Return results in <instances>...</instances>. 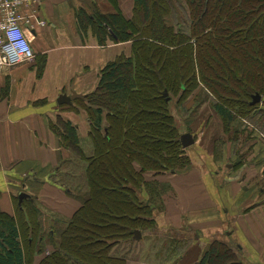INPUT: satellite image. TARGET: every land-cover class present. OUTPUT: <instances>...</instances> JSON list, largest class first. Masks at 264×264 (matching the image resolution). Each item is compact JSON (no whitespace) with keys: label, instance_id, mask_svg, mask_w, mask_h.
<instances>
[{"label":"trees","instance_id":"obj_1","mask_svg":"<svg viewBox=\"0 0 264 264\" xmlns=\"http://www.w3.org/2000/svg\"><path fill=\"white\" fill-rule=\"evenodd\" d=\"M132 2L129 19L117 11L76 12L79 26L90 27L100 44L106 38L130 43V54L109 62L96 89L78 101L90 122L85 141L60 117L51 126L74 158L50 179L72 190L79 208L70 219L47 216L35 200L15 197L14 204L21 203L15 205L16 215L0 211V264H35L36 255H43L37 264H126V256L116 254L119 246L133 243L137 231H153L163 198L172 193L169 184L152 178L191 165L171 112V95L178 97V106L196 91L191 113L214 99L225 146L233 145V158L222 165L227 152L218 150L223 142L214 136L218 167L247 166L249 153L260 148L252 135H242L248 133L242 124L260 120V104L251 101L253 95L264 96V0ZM257 127L264 131V122ZM175 243L170 257L183 255L191 242L170 244ZM200 264L241 263L214 242Z\"/></svg>","mask_w":264,"mask_h":264},{"label":"crops","instance_id":"obj_2","mask_svg":"<svg viewBox=\"0 0 264 264\" xmlns=\"http://www.w3.org/2000/svg\"><path fill=\"white\" fill-rule=\"evenodd\" d=\"M131 8L132 0H43L30 8L31 30H24L34 61L0 70L1 212L16 215L15 205L20 207L21 203L14 204V199L24 192L28 200L66 219L79 208L72 190L50 179L74 158L51 126L60 117L75 126L85 141L90 122L79 107L82 99L65 107L58 106L57 99L62 94H91L101 70L122 54H130V43L106 38L100 44L90 27L79 26L76 12L82 9L94 15L117 11L129 19ZM227 148L230 153L233 145ZM253 150L257 152L250 153V159L247 156V166L238 169L218 167L212 159L216 166L206 164L203 168L191 162L175 174L152 178L175 190L163 198L156 221L159 231L169 227L167 232H177L178 240L191 242L183 255L171 257L176 260L172 264H200L204 251L214 242L227 248L238 263L264 264V142ZM186 155L190 158L187 150ZM71 172L76 173V166ZM142 197L147 198L144 192ZM148 232L153 231L143 234ZM118 250L120 255L122 250ZM42 257L36 255L34 263Z\"/></svg>","mask_w":264,"mask_h":264},{"label":"rangeland","instance_id":"obj_3","mask_svg":"<svg viewBox=\"0 0 264 264\" xmlns=\"http://www.w3.org/2000/svg\"><path fill=\"white\" fill-rule=\"evenodd\" d=\"M131 13H133V8H131ZM32 62L33 60L28 62V64ZM195 94H196V91H194V93L190 95L189 98L185 99L178 106H176V103H175V102H178V97L171 95L172 103L175 105V107L171 106V112L174 115V119L176 123L179 125V128H178L179 138L183 134H191L192 136L193 135L196 136L195 145L187 149V152L190 155L189 159H191L190 164L192 162V165H197V166H201L205 168L206 164H208V166H211V165L218 166L216 162H215L216 165L212 163V159H213L212 156H213V147L215 143L214 134H216L215 136L219 135L218 140H221V142H223L222 143L223 145L219 143L218 150L221 151L222 149H224L227 152L225 153L227 154L225 158H224L223 153L220 156L224 158V162L222 165H225L226 162L229 161L230 157H232V154L228 153L229 149L227 148V146H225L226 144L225 140L227 138L226 136H223L221 133L225 131V127L222 126V123L219 117H217L214 110L212 109L213 104H214V99L206 100L205 103H203L202 107L199 109L200 111L198 110V113H195V112L191 113V111H188V110L195 105L193 103V101L195 100L194 99ZM259 104H260V120L258 118H253L252 120H246V123L242 124V127H243L242 131L244 132L245 129H248L247 130L248 133H242V135L244 136L252 135V138H251L252 142H256V143L260 142V144H262L264 142V131H260V128L257 127V125L260 126V123L264 122V115H263L264 112L261 113V109L264 108V96L260 97ZM199 112H200V115H199ZM206 125H209V126L206 127ZM222 127L224 128L222 129ZM221 135L223 137H220ZM197 146L201 150H199ZM198 152H201V153L198 154ZM250 153L255 154L254 150ZM250 153L248 155L249 159H250V155L251 157L253 156ZM171 192L174 194L175 190ZM37 205H40V204L37 203ZM159 208L162 210L161 206ZM43 209L45 210V208ZM45 211L47 212V216H51L52 214L51 211L49 210H45ZM42 218L44 219V217ZM169 229L170 228L167 227V230L165 232L162 231L164 233V237H161L160 234L162 232H160L158 227L156 226L152 232V236L142 234L140 239H137V240L134 239L133 243H127V244H123L119 246V248L122 250L120 255L124 253L123 255L126 256L127 263L130 262L133 264L134 263L135 264H167V263L172 264V263H175L176 260L170 257L168 249L176 247V243L173 245H171L170 243L173 240L174 241L178 240L179 236L177 232H167ZM83 231L84 230H82V232ZM164 238H166V240ZM156 254L160 255L159 258L156 257Z\"/></svg>","mask_w":264,"mask_h":264},{"label":"built area","instance_id":"obj_4","mask_svg":"<svg viewBox=\"0 0 264 264\" xmlns=\"http://www.w3.org/2000/svg\"><path fill=\"white\" fill-rule=\"evenodd\" d=\"M41 0H0V70L34 59L23 26H29L27 12Z\"/></svg>","mask_w":264,"mask_h":264},{"label":"water","instance_id":"obj_5","mask_svg":"<svg viewBox=\"0 0 264 264\" xmlns=\"http://www.w3.org/2000/svg\"><path fill=\"white\" fill-rule=\"evenodd\" d=\"M164 96H167V93H164ZM77 99H83V96L77 95V94H72L71 96L61 95L57 99V104L58 105L71 104L72 101L77 100ZM258 102H260V96L258 94L253 95L251 104H255ZM180 143L184 149L189 148L190 146L194 144V138L191 134H183L180 136ZM26 197L28 196L24 193L19 194L20 201L22 200V198H26ZM140 237H141L140 232L138 231L135 232L134 239L137 240V239H140Z\"/></svg>","mask_w":264,"mask_h":264}]
</instances>
